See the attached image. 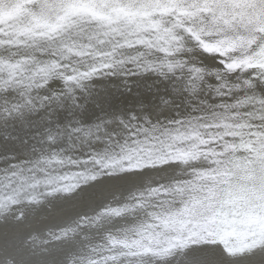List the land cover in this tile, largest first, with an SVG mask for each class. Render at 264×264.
Segmentation results:
<instances>
[{
  "label": "snow or ice",
  "instance_id": "1",
  "mask_svg": "<svg viewBox=\"0 0 264 264\" xmlns=\"http://www.w3.org/2000/svg\"><path fill=\"white\" fill-rule=\"evenodd\" d=\"M0 264H264V0H0Z\"/></svg>",
  "mask_w": 264,
  "mask_h": 264
}]
</instances>
